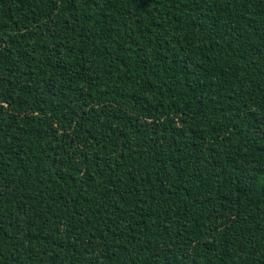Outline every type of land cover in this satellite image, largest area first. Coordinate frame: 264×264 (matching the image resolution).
Returning <instances> with one entry per match:
<instances>
[{
    "label": "trees",
    "instance_id": "obj_1",
    "mask_svg": "<svg viewBox=\"0 0 264 264\" xmlns=\"http://www.w3.org/2000/svg\"><path fill=\"white\" fill-rule=\"evenodd\" d=\"M0 264H264V0H0Z\"/></svg>",
    "mask_w": 264,
    "mask_h": 264
}]
</instances>
